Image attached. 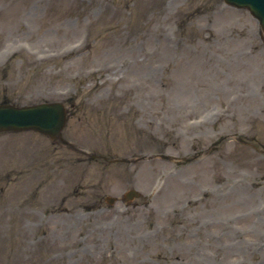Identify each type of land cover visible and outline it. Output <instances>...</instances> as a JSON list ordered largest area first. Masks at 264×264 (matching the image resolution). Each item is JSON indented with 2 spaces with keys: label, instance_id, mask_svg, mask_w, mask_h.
Wrapping results in <instances>:
<instances>
[{
  "label": "rangeland",
  "instance_id": "1",
  "mask_svg": "<svg viewBox=\"0 0 264 264\" xmlns=\"http://www.w3.org/2000/svg\"><path fill=\"white\" fill-rule=\"evenodd\" d=\"M0 100L71 115L63 141L0 137V264H264V32L247 10L0 0Z\"/></svg>",
  "mask_w": 264,
  "mask_h": 264
},
{
  "label": "water",
  "instance_id": "2",
  "mask_svg": "<svg viewBox=\"0 0 264 264\" xmlns=\"http://www.w3.org/2000/svg\"><path fill=\"white\" fill-rule=\"evenodd\" d=\"M239 8H249L264 28V0H226ZM0 130L35 129L56 137L65 125L61 106L49 105L0 112Z\"/></svg>",
  "mask_w": 264,
  "mask_h": 264
}]
</instances>
